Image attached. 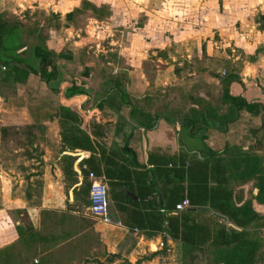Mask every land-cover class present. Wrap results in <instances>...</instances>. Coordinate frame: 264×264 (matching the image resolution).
Instances as JSON below:
<instances>
[{
    "label": "crops",
    "instance_id": "0c3cea01",
    "mask_svg": "<svg viewBox=\"0 0 264 264\" xmlns=\"http://www.w3.org/2000/svg\"><path fill=\"white\" fill-rule=\"evenodd\" d=\"M50 1L0 0V11L5 16L12 15L24 22L33 19L35 9L42 8L46 15H52L50 19L58 17V20L66 23L65 13L80 2L58 0L59 5H70L69 9L61 11L49 10ZM61 30L68 37L73 31L69 24H63ZM253 32L252 35L264 36V29ZM62 41L65 43L68 38H62ZM74 44L78 45L76 42ZM46 47L55 54L63 52V46L56 40L48 39ZM205 47L206 52L198 48L192 59L183 57L174 60L166 50H162L163 46L156 59L158 63L167 64L163 68L158 64L151 66L148 62L124 63L121 57L113 55L116 60L113 58V71L108 76L104 77L96 70L90 76L85 75L78 84L60 78L57 64L65 65V70L64 67L61 70L67 73V64L71 69L79 60L76 61L71 52H65L70 58H59L61 63L54 64L57 70L54 80L46 84L38 74L29 72L23 81L15 83L22 88L34 85L36 81L46 86L42 88L36 84L35 92L26 99L22 98L30 101L23 109L26 112V125L31 128L46 126L47 130L53 132L54 139L49 146L58 149V152L51 163L54 168L48 173L49 186H54L53 191L59 185L65 186L67 202L51 205L54 201L49 189V204L46 206H4L0 203V248L10 247L12 251V246L18 240L15 226L19 224L11 223L13 210L24 209V214L33 215V222L29 225L35 229L40 221V211L46 209L48 218L52 217L50 214L58 213L61 219H55V224L62 223L61 220L68 224L63 233L74 234L75 229L71 227L78 224L81 228L79 238L71 236L55 244L53 249H48L58 250L64 245L66 258L71 262L80 260L85 264H98L95 262L101 263L108 257L111 259L109 264L119 260L132 263L139 255L145 254V246L148 249L150 243L155 246L149 252L153 256L165 246H179L186 251L193 249L166 235L165 217L187 209L176 211L167 208L179 195L181 199H188L186 169L194 160L207 161L209 187L219 185L239 191L243 198L255 195L257 188L252 185L257 173H249V166H264V111L259 109L252 113L244 108L236 109L231 100L222 96L226 88L228 95L239 97L246 103L258 100L264 104V80L257 76V72L264 71V39L258 46L253 45L249 61L241 57L244 48L238 50L234 48L237 46L228 45L230 48ZM161 59L166 61L162 62ZM5 70L7 66L0 72ZM221 71H224L223 75ZM228 76L230 81L224 86L223 80ZM73 83L80 92L68 94L67 89ZM0 84L8 82L0 77ZM41 89L45 92L41 93ZM69 132L81 135L84 140L75 141L84 147L67 148L60 136ZM62 156H69L71 160ZM29 160L36 159L31 157ZM36 163L39 162L36 160ZM177 166L184 169L182 175L173 173ZM88 172L105 184L109 215L120 225L102 223L88 213ZM17 177V173L12 176L7 171H0L2 199L7 200V181ZM147 185L151 187L148 196L153 199V206H143L140 199L139 194L145 193ZM250 188L251 191L248 190ZM147 203L144 201V204ZM188 208L196 221L207 220L211 225L218 223L226 229L227 226L237 228L227 217L207 205H190ZM254 210L257 211L256 206ZM135 211L142 216L150 212L160 217L165 215L160 220L161 229L139 230L124 225L131 223ZM131 236L134 238L132 241ZM105 238L109 239L108 243L103 242ZM37 244V251L41 254L48 251L40 250L43 240ZM51 244L54 242L51 241Z\"/></svg>",
    "mask_w": 264,
    "mask_h": 264
},
{
    "label": "rangeland",
    "instance_id": "374dc122",
    "mask_svg": "<svg viewBox=\"0 0 264 264\" xmlns=\"http://www.w3.org/2000/svg\"><path fill=\"white\" fill-rule=\"evenodd\" d=\"M43 1L45 0H39V2ZM57 2L58 0H51L48 9L64 11L70 8V5L63 3L59 5ZM86 2L88 3L84 2L81 5L76 3L79 5V11H74L77 13L74 14L71 23H62V20L57 19L58 17L50 19L52 15H46L42 8L35 9L32 13L33 19L24 21L25 30L21 31L19 41L25 44L18 50V52L22 51L21 56L28 59V62L35 63L36 60L31 55L32 47L44 45L48 50L46 41L56 40L60 46H63L64 53L71 52L75 55L76 61L79 59L71 66V69L67 64V70H69L67 73L61 70L62 67L65 70V65L57 64L56 66L60 68V78H67L78 84L79 81H83L85 75L90 76L91 72L96 70H99L102 76H108L113 71L111 65L114 62L113 55L121 57L124 63L126 61L128 64L148 62L151 66L158 64L163 68L167 64L156 61L163 46L162 50H166L169 56L174 57V60H179L183 57L192 59L198 48L205 50L207 45L214 49L218 46L230 48L227 47L228 45L237 46L234 48L238 50L244 48V51H241V57L249 61L253 45L258 46L264 39V36L252 35L253 31L264 29V0H86ZM91 5L98 8L96 14L103 15L100 19L93 15ZM8 7L11 8V6ZM107 10L110 12L109 16L104 15ZM8 11L10 12L9 9ZM63 24H69L76 32L71 31L72 38L66 34L63 35L61 30ZM62 38H68V41L64 43ZM161 61L166 60L161 59ZM56 62L61 63L59 57H54L53 63ZM10 69L11 67L7 65L6 71L9 72ZM6 71L0 72V77L8 74ZM83 72L86 74L84 75ZM257 76L261 81L264 80V71L257 72ZM33 78L36 79V76ZM36 84H40L42 88L46 87L37 81L26 88L10 83L0 84V171H7L12 176L15 173L18 174L17 178L7 181V200L0 197V203L4 206L27 204L46 206L49 204L47 195L49 189L52 190L54 201L51 205L59 203L63 205L67 202L65 186L58 184L60 187H56L54 191V186H49L48 173H51L54 168L51 163L58 152V149L49 146L54 139L52 130H47L46 126L31 128L32 126L26 125L27 118L23 107L30 101L22 98L26 99V96L33 93L37 88ZM40 91L45 92L42 89ZM31 157L39 163L37 164L36 160H29ZM30 169L33 171L31 172ZM21 177L24 178L19 182ZM253 186H255L254 183ZM248 190L251 191V188ZM255 206L258 217L245 229L260 242L255 251V264H264V200L253 205L254 208ZM23 211L24 209L12 211L13 225L28 226L33 222V215L27 216ZM47 214L46 209L40 211V221L33 229L41 236V240H33L26 244L18 239L12 246V251L9 247L6 250L11 257L7 263L3 264L86 263L80 260L73 262L67 260L64 245L58 250H48L49 247L53 249L55 244L71 236H74V239L79 238L81 228L78 224L71 227L75 229L74 234H65L62 232L68 225L64 222L65 220L55 224L54 220L60 218L58 213L50 214L52 217L49 218ZM86 217L89 219V216ZM227 229L239 230L230 226H227ZM42 240L44 244H40V250H48L43 254L36 248L37 243H41ZM103 240V242H109V239ZM132 240L134 238L131 236L130 241ZM51 241L54 244H51ZM146 248L145 246V254L139 255L132 263L119 260L114 264H222L219 261L231 255L229 249L194 247L186 251L179 246H165L153 256L149 252L155 248L154 244L150 243L148 249ZM95 263L109 264L111 259L107 257V260Z\"/></svg>",
    "mask_w": 264,
    "mask_h": 264
},
{
    "label": "trees",
    "instance_id": "16d2710c",
    "mask_svg": "<svg viewBox=\"0 0 264 264\" xmlns=\"http://www.w3.org/2000/svg\"><path fill=\"white\" fill-rule=\"evenodd\" d=\"M88 3L86 0H80L79 5L82 3ZM77 5L70 12L65 13L64 19L67 23L73 22L74 14L79 11ZM88 5V4H87ZM93 15L100 19L102 16L96 14L98 8L91 5ZM104 15L109 16L110 12L107 10ZM25 30V24L22 20H19L15 16H5V13L0 11V64L3 66L9 65L11 69L8 74L2 76V80L8 82V84H15L25 79L27 73H35L41 78L44 83H48L56 78V69L53 63L54 57L69 59L70 55L64 52H58L54 54L51 51H47L44 45H34L32 47V57L35 58V63L28 62V59L21 56V52L18 50L25 46V44L19 41L21 31ZM4 71V72H5ZM85 75V73L83 72ZM230 81V76L223 80V85L227 86ZM68 94L78 93L80 90L74 83L67 89ZM264 94V89H263ZM224 99L232 101L234 108H244L249 112H257L259 109L264 111V104L255 100L251 103H246L239 97L231 96L227 94V89L224 88ZM264 103V100H263ZM69 117H72L71 115ZM4 129V128H1ZM61 142L69 148H79L82 144H77L75 140H84L78 133L69 132L61 133ZM84 147V146H83ZM64 159L70 161L71 157L62 156ZM70 165V163H69ZM207 161L194 160L189 164L186 169L187 188L186 194L189 204L195 205H207L216 210L220 214L227 217L239 230L230 229L227 230L224 225L215 223L209 224L207 220L196 221L192 210L187 208L181 213H172L165 217L159 216V214L144 213L140 215L138 211H135V216L132 217L131 223L125 224L128 227H136L139 230H160V220L165 217L167 220L165 233L173 239L180 241L183 245L188 247L205 248L210 247L214 249H229L231 255L222 258V264H255V251L259 245V239L254 237L251 232H248L245 228L252 224L258 217L257 212L254 210L253 204H258L264 200V167H257L256 165L249 166V173H257L256 180L254 182L257 192L255 195L243 198L241 192L234 191L232 189H226L217 185L215 188L207 185V179L210 172H208ZM173 173L182 175L184 169L182 166H177L173 169ZM144 194H139L143 201V206L151 205L152 198H149L151 187L147 185ZM179 195L176 200L173 201L172 206L168 205L167 209H172L175 202L180 200ZM144 201L148 202L144 204ZM17 233V239L22 240L26 244L33 240H41V236L28 226H15ZM8 247L0 248V264L8 262L10 254L6 252ZM10 249V247H9ZM227 258V259H226Z\"/></svg>",
    "mask_w": 264,
    "mask_h": 264
},
{
    "label": "built area",
    "instance_id": "2783aa9c",
    "mask_svg": "<svg viewBox=\"0 0 264 264\" xmlns=\"http://www.w3.org/2000/svg\"><path fill=\"white\" fill-rule=\"evenodd\" d=\"M0 69L3 70L4 66L1 65ZM224 71H221V75ZM89 179L88 185V213L106 224L120 225L119 221L111 219L108 211V200L106 186L98 177H96L92 172L87 173ZM190 206L189 201L186 197L182 198L180 201L174 204V210L181 211Z\"/></svg>",
    "mask_w": 264,
    "mask_h": 264
}]
</instances>
